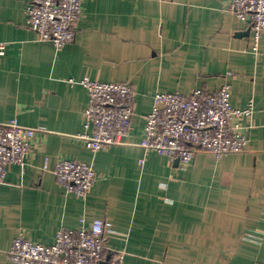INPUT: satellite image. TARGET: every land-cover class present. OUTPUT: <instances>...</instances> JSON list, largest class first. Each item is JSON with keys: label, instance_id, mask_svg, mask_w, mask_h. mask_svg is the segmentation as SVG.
Segmentation results:
<instances>
[{"label": "crops", "instance_id": "0c3cea01", "mask_svg": "<svg viewBox=\"0 0 264 264\" xmlns=\"http://www.w3.org/2000/svg\"><path fill=\"white\" fill-rule=\"evenodd\" d=\"M28 1L0 0V124L35 131L24 163L0 181V264H14L18 234L51 245L95 219L110 222L107 252H122L123 264H264V33L252 50L230 0H83L74 41L57 50L25 25ZM83 77L135 90L122 142L96 153L80 138L90 134ZM224 84L233 107H254L239 121L243 152H197L183 167L141 147L156 93ZM58 159L92 165L98 179L85 197L57 184Z\"/></svg>", "mask_w": 264, "mask_h": 264}, {"label": "built area", "instance_id": "2783aa9c", "mask_svg": "<svg viewBox=\"0 0 264 264\" xmlns=\"http://www.w3.org/2000/svg\"><path fill=\"white\" fill-rule=\"evenodd\" d=\"M83 0H29L25 5V25L42 41L58 50L75 39V25L82 13ZM225 9L251 29L252 50L258 49L264 33V0H230ZM3 45H0V55ZM80 85L88 95L81 134L85 147L96 153L103 147L120 144L134 116L135 90L128 82H99L83 77ZM231 88L215 91L194 89L189 95L156 93L151 110L144 118L141 147L181 166L192 163L197 152L216 159L243 152L247 146L241 118L251 119L254 107L231 104ZM35 131L12 119L0 124V181L12 164H23ZM140 165L143 160H139ZM47 169V158L43 170ZM53 173L65 193L83 198L97 182L92 165L58 159ZM110 222L95 219L79 229H61L51 245L31 242L24 234L12 241L7 256L14 264H123L122 252H107Z\"/></svg>", "mask_w": 264, "mask_h": 264}, {"label": "water", "instance_id": "95a60500", "mask_svg": "<svg viewBox=\"0 0 264 264\" xmlns=\"http://www.w3.org/2000/svg\"><path fill=\"white\" fill-rule=\"evenodd\" d=\"M175 163H176V164L178 163V160H177V159H175Z\"/></svg>", "mask_w": 264, "mask_h": 264}]
</instances>
